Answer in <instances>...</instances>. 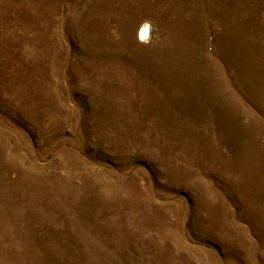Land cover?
<instances>
[{
    "label": "rangeland",
    "instance_id": "rangeland-1",
    "mask_svg": "<svg viewBox=\"0 0 264 264\" xmlns=\"http://www.w3.org/2000/svg\"><path fill=\"white\" fill-rule=\"evenodd\" d=\"M0 264H264V0H0Z\"/></svg>",
    "mask_w": 264,
    "mask_h": 264
},
{
    "label": "bare ground",
    "instance_id": "bare-ground-1",
    "mask_svg": "<svg viewBox=\"0 0 264 264\" xmlns=\"http://www.w3.org/2000/svg\"><path fill=\"white\" fill-rule=\"evenodd\" d=\"M148 34V29L146 26H141L140 35L143 37Z\"/></svg>",
    "mask_w": 264,
    "mask_h": 264
}]
</instances>
